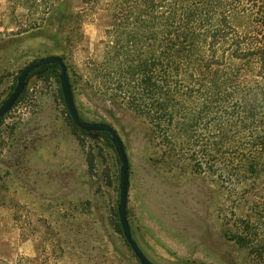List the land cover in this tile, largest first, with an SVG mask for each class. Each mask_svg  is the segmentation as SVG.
Listing matches in <instances>:
<instances>
[{
    "label": "rangeland",
    "instance_id": "1",
    "mask_svg": "<svg viewBox=\"0 0 264 264\" xmlns=\"http://www.w3.org/2000/svg\"><path fill=\"white\" fill-rule=\"evenodd\" d=\"M68 5L74 12L84 7L82 0ZM40 21L27 7L0 0V104L27 65L63 56L82 117L110 123L125 143L128 216L144 252L160 264H259V246H242L227 234L237 231L242 218L259 219V181H232L223 164L195 169L194 151L208 153L207 121L195 133L198 143H169L115 85L100 88L95 82L94 67L104 55V16L96 14L70 34V21L51 14L35 27ZM23 94L0 122V264L34 258L48 264H141L118 230L115 148L97 132L74 127L60 82L48 68L28 78Z\"/></svg>",
    "mask_w": 264,
    "mask_h": 264
},
{
    "label": "trees",
    "instance_id": "2",
    "mask_svg": "<svg viewBox=\"0 0 264 264\" xmlns=\"http://www.w3.org/2000/svg\"><path fill=\"white\" fill-rule=\"evenodd\" d=\"M11 1L41 20L35 27L51 14L70 21L68 34L96 14L104 16V55L94 67L95 82L115 85L169 143H198L195 133L207 121L208 153L194 151V167L223 164L232 181H259V219L242 218L237 231L227 234L242 246H259L264 264V0H82L77 12L69 0ZM42 68L60 82L58 64ZM61 96L64 101L62 90ZM98 134L114 147L108 132ZM118 230L123 234L120 223ZM42 261L28 264H48Z\"/></svg>",
    "mask_w": 264,
    "mask_h": 264
},
{
    "label": "water",
    "instance_id": "3",
    "mask_svg": "<svg viewBox=\"0 0 264 264\" xmlns=\"http://www.w3.org/2000/svg\"><path fill=\"white\" fill-rule=\"evenodd\" d=\"M56 63L59 65V80L61 90L64 98V102L68 113L74 122V124L87 132H101L105 131L109 133L111 142L117 152L120 161V196L118 203V215L120 224L122 227L123 235L131 247L133 253L140 261L141 264H160L152 260L141 248L138 241L135 239L132 231V226L128 216V198L130 187V160L126 150L125 143L118 133V131L106 121H90L84 119L79 111L77 102L75 99L74 88L71 82V78L68 71V66L61 55L51 54L45 57H41L36 61H33L27 65L17 77V82L13 91L9 96L0 104V118L13 108L17 103L19 97L24 93L27 85L28 78L33 71L42 68L47 64ZM178 264H211L205 262L185 261Z\"/></svg>",
    "mask_w": 264,
    "mask_h": 264
}]
</instances>
